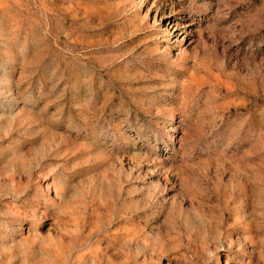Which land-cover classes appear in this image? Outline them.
Returning a JSON list of instances; mask_svg holds the SVG:
<instances>
[{
    "label": "rangeland",
    "instance_id": "374dc122",
    "mask_svg": "<svg viewBox=\"0 0 264 264\" xmlns=\"http://www.w3.org/2000/svg\"><path fill=\"white\" fill-rule=\"evenodd\" d=\"M0 264H264V0H0Z\"/></svg>",
    "mask_w": 264,
    "mask_h": 264
}]
</instances>
